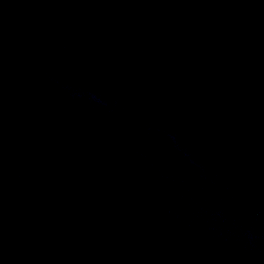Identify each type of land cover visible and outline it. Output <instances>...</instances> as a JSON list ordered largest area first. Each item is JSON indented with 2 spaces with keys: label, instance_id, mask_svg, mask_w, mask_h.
<instances>
[{
  "label": "water",
  "instance_id": "obj_1",
  "mask_svg": "<svg viewBox=\"0 0 264 264\" xmlns=\"http://www.w3.org/2000/svg\"><path fill=\"white\" fill-rule=\"evenodd\" d=\"M0 264H264V0H0Z\"/></svg>",
  "mask_w": 264,
  "mask_h": 264
}]
</instances>
